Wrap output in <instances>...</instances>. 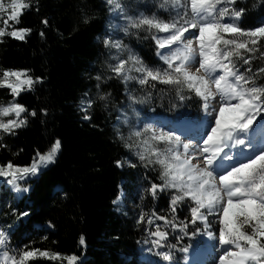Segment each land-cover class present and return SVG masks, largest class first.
<instances>
[{"label":"trees","instance_id":"16d2710c","mask_svg":"<svg viewBox=\"0 0 264 264\" xmlns=\"http://www.w3.org/2000/svg\"><path fill=\"white\" fill-rule=\"evenodd\" d=\"M25 2L31 7L22 10L19 23L8 18L9 12L2 11L8 26L6 32L20 29L31 32L24 40L9 35L1 37L0 78L4 71H21L34 83L31 90L25 85L15 97L9 89L0 88V106L19 103L28 113L35 111L36 116H30L12 134L0 137L3 145L0 165L11 161L20 167L29 166L37 150L47 152L57 139L61 149L55 163L20 181L28 191L13 194L12 186L4 178L0 181V228L9 233L8 250L13 255L34 249L58 253L61 257L75 255V264H184L185 252L179 249L202 246V236L191 235L189 228V236L178 242V233L171 227L165 228L163 221L155 220L153 213L171 219V192L166 189L158 191L155 198L151 196L148 191L151 184L162 183L158 178L159 168L135 158L115 132L124 93L128 88L134 93L144 92L145 88L144 85L127 87L119 78L107 77L102 72L106 55L102 39L110 18L108 3L105 0ZM3 3L7 6L10 0ZM236 7L245 9L238 21L243 29L256 28L264 16V0H237ZM143 9L169 19L168 12L162 9L153 6ZM43 20L48 24H43ZM152 34L139 30L125 38L149 67L162 65ZM258 47L264 52V41ZM233 59L241 72L248 67L253 72L264 67L260 52L253 55L251 65ZM97 76L101 77L99 81ZM255 82L264 85V73ZM146 86L150 107L157 114L173 117L176 107H182L186 118H202L198 98L180 101L171 86L152 81ZM182 94L191 95L187 91ZM85 95L90 96L92 105L81 111ZM100 96L105 99L101 100ZM85 115L91 119H84ZM120 197L126 202L123 210L115 204ZM187 204L184 201L177 205L178 221L188 217ZM24 211L29 215L20 217ZM142 214L146 215L140 223ZM150 218L154 220L152 225L147 223ZM210 223L209 230L215 232L217 226ZM156 225L169 232L165 244L177 245L160 248L162 252H171V262L163 261L162 257L152 261L143 258L141 242ZM27 264H67V261L38 257Z\"/></svg>","mask_w":264,"mask_h":264},{"label":"snow or ice","instance_id":"6c2138e0","mask_svg":"<svg viewBox=\"0 0 264 264\" xmlns=\"http://www.w3.org/2000/svg\"><path fill=\"white\" fill-rule=\"evenodd\" d=\"M107 2L113 6L112 11L124 13L120 0ZM236 5L237 0H161L160 9L169 11L170 7L173 10L169 11L168 20L155 14L125 15L128 21L125 32L129 28L156 30L152 39L162 65L149 67L139 57L129 54L126 59L115 57L118 63L110 68L125 83L137 80L140 85H148L152 81L171 86L180 101L198 98L202 111L209 118L199 132V139L151 124L134 130L129 136V140L136 138L139 159L147 165L159 166L158 178L162 183L151 184L148 189L151 196L155 198L158 191L175 190L170 199L171 219L153 213L155 220L163 221L165 228L171 227L178 233V242L189 236V228L193 236L199 234L216 241L221 249L218 264H264V85L255 82L256 77L264 73V67L255 72L248 67L241 72L233 59L251 65L255 53L260 52L264 58V52L258 47L264 41V25L241 28L237 21L245 9ZM30 7L25 0H10L7 6L0 0V11L9 12L8 18L16 23L20 22L22 10ZM42 23L47 25L48 21ZM30 32L31 29L6 32L0 28V37L9 35L24 40ZM104 45L118 50L122 47L121 41L110 38L104 40ZM129 64L131 66L126 67ZM133 71L140 75H130ZM13 77L14 80L9 79ZM96 79L99 81L101 77ZM33 83V79L21 71H4L0 78V88L9 89L14 97L20 95L25 85L31 90ZM185 91L191 95H183ZM100 99L105 97L100 96ZM84 104L82 100L81 105ZM91 105L92 101H88L87 107ZM27 111L15 102L7 107L0 106V130L12 134L24 126L27 120L20 117ZM30 115L36 116V112ZM10 116L14 118L3 119ZM84 119L90 120L91 116L86 115ZM257 133L261 137L260 144L253 142ZM125 146L131 149L133 144L126 142ZM60 149L61 142L57 139L47 152L37 150L29 166L20 167L11 161L0 165V177L13 185L15 191L26 192L28 189H22L20 181L55 163ZM184 201H188L185 210L189 215L178 221L177 205ZM27 215L28 211L20 213V217ZM144 215L138 222H144ZM210 216L218 225L215 232L209 231L212 227ZM147 223L151 225L154 220L150 218ZM150 235L157 249L177 247L164 243L169 232L162 230L160 225H156ZM8 240L9 233L0 228V264H27L38 257L63 258L67 264H75L77 260L75 255L61 257V254L39 249L21 250L13 255L8 250ZM80 243H84L83 238ZM179 251L187 252L188 248ZM156 254L163 261L173 259L170 251H157Z\"/></svg>","mask_w":264,"mask_h":264},{"label":"rangeland","instance_id":"374dc122","mask_svg":"<svg viewBox=\"0 0 264 264\" xmlns=\"http://www.w3.org/2000/svg\"><path fill=\"white\" fill-rule=\"evenodd\" d=\"M107 2V0H105ZM121 4L124 6V13L120 14L119 11H112V5H109L110 7V18L107 24V29L106 32L103 36V43L104 40L107 38H110L112 41L119 40L122 43L121 49H116L111 46L105 47V52L106 55L103 58V63H102V72L105 76L110 77L113 76L115 78H119L121 82L130 88L135 87V85L141 86L137 80H129L126 83L123 81L122 77L116 76L114 72L111 71L110 65H115L118 63V60L115 59V57H119L120 59H126L129 54H133L137 57L138 54L133 50V48L130 47L129 43L125 40L126 37H131L133 35H136L137 31L139 30H144V29H134V28H129L127 32L124 31V27L127 25L128 21L124 19V16H137L140 13H143L144 15L151 16L155 13L148 14L145 12L144 7H151L153 6L156 9L159 8V3L161 0H120ZM108 3V2H107ZM165 11L164 9H162ZM169 11H173L169 7ZM169 11L168 14H169ZM174 14V12H173ZM156 15V14H155ZM240 20V19H239ZM238 20V21H239ZM237 21V23H238ZM264 25V16L260 19L257 27ZM0 28H4L5 31L8 30V26L5 23L4 20V15L2 11H0ZM148 32V31H147ZM156 30L153 29L149 33H155ZM158 35L164 36V33H159ZM1 40V37H0ZM157 53V50H156ZM157 55V54H156ZM158 57V56H157ZM159 58V57H158ZM141 60V58L139 57ZM142 61V60H141ZM143 62V61H142ZM131 64H129L126 67H130ZM166 66V65H165ZM130 75L132 76H139V73H136L135 71L131 72ZM146 85L143 86L144 92L141 93H134L130 92L129 88L128 90L124 93L125 99L124 102H122L119 110H118V118L114 124L115 126V132L116 135L126 144H133V147L130 149V152L132 155L137 158L138 160L139 157L136 155V152L140 151L135 146V137H132L131 140H129V136L131 133L139 128H142L144 125L151 124L156 127H162L166 131L171 130L175 131L176 134H184L185 137H192L194 139H199V132L203 125L206 123V121L209 119L205 113L203 112L202 118L200 120H193L190 118H186L184 115V110L182 107H176V110L174 111L175 115L173 117L167 116V115H162V114H157L155 112L154 108L150 107V102L147 99V95L149 93V90H146ZM130 97H134L135 99H130ZM90 96L85 95L82 100L85 101L84 105H80V110L82 108H88L87 107V102L89 101ZM91 99V98H90ZM81 100V101H82ZM131 105V106H129ZM31 113V112H30ZM30 113L24 112L21 113V119H28L30 118ZM86 116V115H85ZM89 116V115H88ZM14 118L13 116L10 117H3L5 121L8 119ZM126 121V122H125ZM259 122V121H258ZM186 126H190L192 128H196L195 131L191 132L190 130L186 129ZM3 134H9V133H4L2 130H0V137ZM123 137V139H121ZM253 142L255 144H260V134L258 133L254 138ZM159 147L163 148L164 145H159ZM141 161V160H140ZM144 163H147L146 161H141ZM126 163L129 164V161L126 160ZM156 167L159 168L158 165H155ZM3 178L0 177V181ZM23 183H20L21 188L23 189L24 186L22 185ZM13 188V194H21L23 191L17 192ZM169 190V189H168ZM175 190H170L171 196L173 195ZM116 206H118L122 210L125 208L126 202L124 201V198H119L115 202ZM209 220L211 222L214 221V217H209ZM214 223V222H213ZM152 225V224H151ZM215 226L218 227L217 224L214 223ZM210 231V230H209ZM214 232V231H213ZM203 237V245L201 247H196L188 250L186 252V256L184 259V264H218V257L220 256L221 249L217 247V242L214 240L209 239L207 236H202ZM154 239L151 235L147 236L146 239H144L141 242L140 249L143 252V258L148 259V261H152L155 257L160 258L156 253L157 251L162 252L161 249H157L151 241ZM190 252V253H189Z\"/></svg>","mask_w":264,"mask_h":264},{"label":"bare ground","instance_id":"6f19581e","mask_svg":"<svg viewBox=\"0 0 264 264\" xmlns=\"http://www.w3.org/2000/svg\"><path fill=\"white\" fill-rule=\"evenodd\" d=\"M186 129L190 130L191 132L195 131L196 128H192L190 126H186ZM258 134V133H257ZM254 138V137H253ZM260 140H261V137H260ZM261 143V142H260ZM190 253V252H189Z\"/></svg>","mask_w":264,"mask_h":264}]
</instances>
